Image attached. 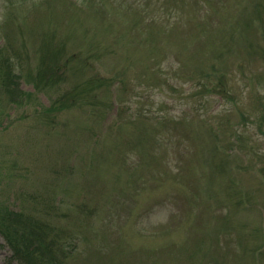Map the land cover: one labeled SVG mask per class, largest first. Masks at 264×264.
<instances>
[{
  "label": "rangeland",
  "instance_id": "1",
  "mask_svg": "<svg viewBox=\"0 0 264 264\" xmlns=\"http://www.w3.org/2000/svg\"><path fill=\"white\" fill-rule=\"evenodd\" d=\"M71 1L0 0L31 93L0 94V201L79 239L63 264H264V0ZM61 46L63 90L107 82L55 114L28 72Z\"/></svg>",
  "mask_w": 264,
  "mask_h": 264
},
{
  "label": "trees",
  "instance_id": "2",
  "mask_svg": "<svg viewBox=\"0 0 264 264\" xmlns=\"http://www.w3.org/2000/svg\"><path fill=\"white\" fill-rule=\"evenodd\" d=\"M85 1L82 0L81 5H84ZM261 12L263 14L258 16L263 20L264 4ZM62 48L64 49V46L55 50L45 48V51L42 48L43 54H41L39 64L35 66V74L32 75L31 72H28L29 79L37 91L48 92V89H51V85L54 84L61 90L56 97L50 99L49 106L44 110L55 114L64 109H70L76 104L84 103L89 93L99 89L107 82L96 72V77L88 76L90 79H86L82 85L74 84L63 90L64 83L62 82L65 79L63 73L67 69L69 58L73 56L62 60L60 58ZM21 57L22 51L13 45L6 48L5 43L3 48H0V93L7 96L14 106L20 104L24 100V96L31 95L30 92H24L19 88L18 79L22 74L23 62ZM80 65L85 69L87 62H82ZM191 80L196 85L203 86L204 89L208 87L210 91H213L212 93L219 92L221 95H225L224 90H220L219 85L211 82L210 79H206V77H194ZM159 117L161 121H165L163 116ZM133 119H136V116H133ZM177 120L179 117L176 116L174 121ZM209 126V129L213 131L212 124ZM51 226L47 218L40 212L28 213L24 208L14 210L0 201V236L8 246L11 258L16 259L20 264H63V258L66 257L65 253L71 248H74L71 249L72 251L75 250L79 239L77 242L72 239L59 241L57 232Z\"/></svg>",
  "mask_w": 264,
  "mask_h": 264
}]
</instances>
